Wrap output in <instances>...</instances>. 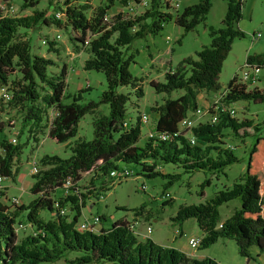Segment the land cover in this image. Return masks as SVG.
<instances>
[{
    "label": "trees",
    "instance_id": "trees-1",
    "mask_svg": "<svg viewBox=\"0 0 264 264\" xmlns=\"http://www.w3.org/2000/svg\"><path fill=\"white\" fill-rule=\"evenodd\" d=\"M77 1L80 2L75 4L72 0H62L61 4H57V0H47L48 5L61 12L62 19L56 18L53 13L50 17L45 16L44 11L36 9L23 16L0 13V88L5 87L9 93L5 103L15 108L20 116L16 137L25 131V143L30 138L35 141V135L46 128L47 137L58 143L66 142L76 134L77 122L83 114L93 112L99 104L107 105V113L92 121V137L74 141L68 157L44 154L39 158L41 168L31 174L33 181L28 187L34 198L16 205L11 211L0 201V264L54 262L67 251L83 254L67 260L66 264L103 261L117 264H221L209 257L198 259L181 250L161 246L146 237L139 240L128 229L126 220H116L98 232L76 229L80 209L88 197L77 192L75 183L81 173L90 170L94 171L98 180L127 169L119 167V162L135 165L136 174L147 178L156 175L167 177L166 183L169 184L176 174L162 173L156 168L159 164H179L186 171L203 168L221 170L237 161L229 149L214 144L221 143L223 128L229 127L234 133L241 129L244 134V129L250 126L249 121H237L221 113L216 122L204 121L191 128L193 144L189 143L184 131H177L180 120L196 108V95L200 91L215 92L219 88L217 76L222 61L232 40L243 35L237 26L242 0H226L221 27H208L209 43L195 52V58L184 57L176 68L167 69L163 82L149 81V86L156 93L162 92L167 96L161 104L149 108L156 114L154 130L164 132L167 139H149L144 134V141L139 145V115L133 124L125 121L128 93L117 91L118 87L128 86L136 99L142 95L141 78L132 76L128 70L132 54L125 56L123 48L136 38L156 34L168 21H173L183 32L189 31L202 21L211 0H199L182 7L180 11H172L165 0H148L147 7L135 17L125 16L119 11L109 19L106 16L114 3L126 6L130 1L137 0H105L94 8L90 17L84 14L90 8L88 0ZM37 2L22 0L21 9L34 7ZM38 25H68L77 33L69 39L74 50L85 47L87 56L82 61V69L100 71L104 76L105 89L97 101L77 104L80 97L77 93L70 103L62 102L65 65L61 64L55 73H48L47 68L55 64L53 60L31 53L29 38L19 35V29L29 30ZM244 62L264 67V52L246 55ZM176 90L182 93L170 98V93ZM222 93L225 104L236 100H264V89H247L236 82V75L228 80ZM49 109L54 112L52 116L48 115ZM20 148L17 139L11 142L0 138L1 177L14 180L17 168L12 169V166L18 160ZM210 149L217 151L216 159L208 157ZM67 178L71 180L69 189L72 193L55 200L50 198V191L60 188ZM103 186L104 181L101 180L96 189H103ZM87 192L90 194L91 190ZM232 199L238 200L239 207L216 227L219 219L217 208ZM54 202L58 207H54ZM67 203L73 210L70 219L58 213V209L64 208ZM40 211L52 214V218L43 219ZM21 214L33 227V233L17 242L14 224ZM187 218H193L201 230L199 247H207L219 238L231 239L235 242L237 253L246 261L254 258L249 253L251 246L257 248L256 255L263 250L264 136H257L251 144L238 182L217 191L205 202L179 206L171 219L180 223Z\"/></svg>",
    "mask_w": 264,
    "mask_h": 264
},
{
    "label": "rangeland",
    "instance_id": "rangeland-1",
    "mask_svg": "<svg viewBox=\"0 0 264 264\" xmlns=\"http://www.w3.org/2000/svg\"><path fill=\"white\" fill-rule=\"evenodd\" d=\"M177 7L172 6V11H180L182 7L196 3L199 0H175ZM62 0H57L61 4ZM80 1L72 0V3ZM90 8L84 11L86 17H90L97 5L103 4L105 0H88ZM22 0H0V13L6 16H23L29 14L32 9L42 10L45 16L56 11L47 0H38L34 7L21 9ZM148 0L130 1L126 6L114 3L109 9L106 19L111 15L121 11L128 17H135L142 13L147 7ZM226 0H211L209 10L204 15L202 21L196 24L189 31L183 32L173 21L162 24L161 29L156 34H146L141 38L134 39L127 47H124L125 56L132 54V61L128 65V70L132 76L141 78L140 86L142 95L138 99L131 93L128 86L118 87L117 91L128 93L125 102V121L130 124L135 122L136 116L145 114L147 121L140 123V134L137 144H142L144 134L154 127L156 114L150 111L151 106L162 103L167 96L165 93H156L149 81L163 82V74L167 69H174L184 57L195 58V52L209 43L208 27L214 29L221 27V20L225 13ZM238 28L242 31L241 37L232 40L230 49L221 64L220 72L217 76L219 88L214 94L207 91H200L199 96L206 105L198 104L202 112L213 100L222 95L226 83L234 76H239L240 66L243 64L246 55L264 52V0H242L240 18L237 22ZM259 33V36L252 38L251 34ZM22 38H29L30 51L50 58L55 63L47 68L48 73H55L61 64L66 67L65 87L63 90V103H70L72 97L79 93L77 104L84 105L88 101H97L100 93L105 89L104 76L100 71L82 69V61L87 53L83 46L77 45L80 49L74 50L70 43V37L77 36L70 26L63 25H38L29 30L19 29ZM91 37V36H90ZM51 42V45H49ZM49 48L51 51H49ZM54 50V51H53ZM256 87L264 88V67H260L258 80L254 86H247V89ZM80 90V91H79ZM181 90L172 91L170 98L177 97ZM3 97L0 96V100ZM4 99V98H3ZM3 102V103H2ZM2 111L0 112V123L2 131L0 138L11 140L17 139L21 145L18 160L13 163L12 169L17 168V173L13 181L3 178L0 182L3 196L6 198L4 204L11 211L18 204H25L35 197L28 191V187L33 179L31 174L40 169L39 158L44 154H54L65 158L70 154V146L76 140H89L92 137V121L107 113V105L99 104L93 112L83 114L77 122L76 134L66 142L58 143L46 136V128L37 133L36 140L29 139L25 143L26 132L22 131L18 137L16 132L20 116L15 108L2 101ZM135 103V106H133ZM233 108L231 116L237 121L247 120L250 126L248 133H237L231 131L229 127L222 129L221 143L214 145L229 149L237 158V161L225 166L221 170L197 169L184 170L179 164H159L156 168L162 173L176 174V178L167 184V177L156 175L154 177H144L136 174V166L132 164L118 163L119 167L130 170L126 177H118V173L104 176L97 180L94 171L90 170L80 174V178L75 183L77 192L85 194L84 206L80 209L77 223L92 216H98L99 222L94 230L98 232L100 228L106 229L116 220H126L128 223L137 221L135 234L139 240L149 238L153 242L178 250L185 249L195 255L205 254V257L214 259L221 264H245V259L236 250L235 242L231 239H217L207 247L191 248L187 244L188 238L200 239L201 230L198 228L193 218H187L180 223L171 218L181 205L202 203L213 197V195L223 189L229 188L233 183L238 182L245 169L248 150L257 136H264V100H236L228 104ZM53 110H48V115L52 116ZM199 121L209 119V114L205 110L198 117ZM256 126V129H254ZM217 151L210 149L208 157L216 159ZM34 168V169H33ZM93 178L90 181V178ZM104 181V188L97 190L100 181ZM90 182H93L90 184ZM94 188V190L92 189ZM91 193L88 194L87 190ZM70 191V189H69ZM72 192L70 191L69 194ZM50 198L55 200L64 196L61 188L51 190ZM15 197L17 204L9 201ZM169 201L168 204H162ZM142 207L140 208V206ZM239 207L237 199L229 200L221 204L218 210L219 219L216 227H219L222 220L229 217L235 209ZM73 214L72 207L67 203L64 207V216L67 219ZM43 219L52 218V214L40 211ZM101 217V218H100ZM150 226V231L146 230ZM17 242L26 235L33 233V227L26 222L24 215L17 217L14 224ZM255 248V246H251ZM83 253L80 251H67L61 258L54 262H38L37 264H66L67 260L74 259ZM254 255V254H251ZM196 257V256H195ZM197 258V257H196ZM83 264H117L112 261L90 262ZM250 264H264V255L259 261L256 257L250 260Z\"/></svg>",
    "mask_w": 264,
    "mask_h": 264
},
{
    "label": "built area",
    "instance_id": "built-area-1",
    "mask_svg": "<svg viewBox=\"0 0 264 264\" xmlns=\"http://www.w3.org/2000/svg\"><path fill=\"white\" fill-rule=\"evenodd\" d=\"M165 1L171 7L172 6H174V7L178 6V3L175 0H165ZM53 15L56 18L62 19V17H63L61 12H59V11L53 12ZM258 36H259L258 32L255 34H251L252 38H256ZM85 43H86V41H85ZM260 67H261L260 65H257L254 63L243 62V64L240 66V69H239L240 70L239 76L236 75V82L239 84H242L246 87L247 86H254L258 80V72H259ZM0 96H2L4 98V99L2 98V101H6L9 98V93L5 90V87L0 88ZM222 97H223V93L217 99L213 100L212 103L206 107V109H204V111L206 110L207 113L209 114V119L206 121H208L210 123L216 122L218 119L217 118L218 115L221 113H226L228 116L233 115V113H234L233 108L229 107L228 104H225L222 101ZM203 112L199 107H196L192 111L188 112V114L185 117H183L178 124V131L177 132L184 131L185 135H187V138H188V141L190 144L194 143V137L191 135L190 130L197 123L201 122V121H199L198 117ZM139 118H140V123H145L147 121V118H146L145 114H143V113L139 115ZM202 122H204V121H202ZM145 134H146V137L149 139H156V140H161V141L167 139V135L164 132H157L156 130H154V128L147 130V133H145ZM175 134H177V133H175ZM10 141L14 142L15 139L11 138ZM129 173H130V170L123 169L117 175H119L118 177H126L127 175H129ZM2 179H3V177L0 176V182ZM70 186H71V180L69 178H67L64 181V183L62 184V186L60 187L63 190L64 196L66 194L70 193V191H69ZM1 191H2V187L0 186V201L4 202V200H6V198L3 196V193ZM6 201H8V200H6ZM9 201L13 204L18 203L17 199L15 197L9 198ZM53 205H54V207H58L56 202H54ZM58 213L60 215H63L64 214V208L58 209ZM98 222H99V217L98 216H92L88 219H84L79 224H76L75 228L79 229V230H89V231L95 232L94 228ZM136 225H137L136 220H133V223L127 222L128 229L133 231L134 234H135ZM146 230L150 231V226H146ZM187 244L191 248H196L198 245V239L188 238Z\"/></svg>",
    "mask_w": 264,
    "mask_h": 264
},
{
    "label": "crops",
    "instance_id": "crops-1",
    "mask_svg": "<svg viewBox=\"0 0 264 264\" xmlns=\"http://www.w3.org/2000/svg\"><path fill=\"white\" fill-rule=\"evenodd\" d=\"M263 89H264V88H263ZM263 89H261V90H263ZM210 93L214 94L213 92H210V91H209L208 94H210ZM198 95H199V93L196 95V102H197V105L201 103L202 105L205 106V105H206L205 101L202 100L201 96L198 97ZM248 128H249V127H247V128L244 129L246 133H248V132H247V129H248ZM239 133H243L242 130H241ZM201 236H202V233H201ZM223 239H225V238H223ZM182 251H183L185 254L189 255V256H192V257H195V256H196L198 259H201V258H203V257L206 256L205 254L195 255V254H193V252H187L185 249H183ZM249 253H250V255H251V254H254V255H251V256L256 257V259L260 261V260L262 259L263 255H264V247H263V250H262L260 253H258V255H256V254H257V248H256V247H255V248L250 247V248H249ZM196 257H195V258H196ZM250 260H253V259H249L248 261H245V264H250ZM232 264H234V263H232Z\"/></svg>",
    "mask_w": 264,
    "mask_h": 264
}]
</instances>
